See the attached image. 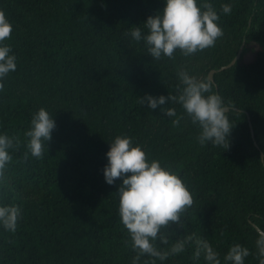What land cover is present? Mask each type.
Wrapping results in <instances>:
<instances>
[{
	"label": "trees",
	"instance_id": "obj_1",
	"mask_svg": "<svg viewBox=\"0 0 264 264\" xmlns=\"http://www.w3.org/2000/svg\"><path fill=\"white\" fill-rule=\"evenodd\" d=\"M209 2L218 11L232 5L220 13L223 35L215 45L156 60L128 33L143 27L163 0H0L17 56L0 91V131L19 140L0 195L22 209L14 233L0 229V264H131L134 252L118 215L121 181L106 183L102 171L116 135L132 136L193 191L183 225L167 229L169 244L185 234L203 236L225 264L224 254L239 243L249 249L245 264H259L261 232L254 224L264 230V0ZM244 41L236 63L214 73L213 91L230 102L235 123L227 149L201 145L199 128L179 104L165 102L176 107L178 125L162 106L140 104L145 93L176 94L182 67L208 78ZM42 106L56 127L42 158L25 159V132ZM194 247L157 264H206L203 254L194 257Z\"/></svg>",
	"mask_w": 264,
	"mask_h": 264
},
{
	"label": "clouds",
	"instance_id": "obj_2",
	"mask_svg": "<svg viewBox=\"0 0 264 264\" xmlns=\"http://www.w3.org/2000/svg\"><path fill=\"white\" fill-rule=\"evenodd\" d=\"M231 3H223L219 11L209 0H163V7L150 14L132 27L128 35L142 43L152 59L172 58L179 52L185 56L215 45L223 35L220 13H230ZM12 22L5 11L0 9V91L6 78L17 68V56L8 43L12 33ZM146 30V31H145ZM179 83L176 94L167 96L145 93L140 104L147 103L149 109L158 105L173 124H179L181 116L175 106L179 104L183 115L199 128L196 139L201 145L211 143L227 149L230 134L235 125L228 112L230 102H225L219 91H213L214 81L198 78L186 68L178 73ZM56 127L54 114L45 107L32 113L30 127L25 136L27 151L25 159L42 158L45 146ZM19 143L17 137L0 131V187L6 183V170L12 161V151ZM105 155L107 163L102 171L105 182L116 183L120 179L118 194V215L120 223L127 230L130 247L134 252L131 264H157L170 256L184 252L186 246L194 244L193 255L203 254L206 264H222L219 253L208 239L194 234H185L169 244L168 227L175 222L183 225V213L193 204V191L178 170L151 157L143 144L135 142L129 135H116L110 142ZM48 148V147H47ZM264 161V158L260 159ZM22 217L17 203L5 202L0 195V229L14 233ZM259 264H264V233L257 239ZM168 245V246H163ZM249 249L239 243L231 245L224 254L225 264H245Z\"/></svg>",
	"mask_w": 264,
	"mask_h": 264
},
{
	"label": "water",
	"instance_id": "obj_3",
	"mask_svg": "<svg viewBox=\"0 0 264 264\" xmlns=\"http://www.w3.org/2000/svg\"><path fill=\"white\" fill-rule=\"evenodd\" d=\"M244 47H245V41H244V42L242 43V45L240 46V48H239V50H238L236 56H235V57H234L229 63H227V64L221 66V67L218 68V69H212V70L210 71L208 77H210V78L215 82V79H214V73H215L217 70L225 69V68H228V67L232 66L233 64H235L236 61L241 57L242 52H243V50H244ZM234 108H235V109H238L237 107H234ZM248 117H249V121H250V125H251L252 135H253V137H255V136H254V128H253V126H252V121H251L249 115H248ZM256 145L258 146V143H257V142H256ZM262 158H264V152H262ZM254 225L256 226V228H257L261 233H264V230H263L262 228H260L257 224H254Z\"/></svg>",
	"mask_w": 264,
	"mask_h": 264
},
{
	"label": "rangeland",
	"instance_id": "obj_4",
	"mask_svg": "<svg viewBox=\"0 0 264 264\" xmlns=\"http://www.w3.org/2000/svg\"><path fill=\"white\" fill-rule=\"evenodd\" d=\"M251 57H252V52H251V50H248L246 58L250 59Z\"/></svg>",
	"mask_w": 264,
	"mask_h": 264
}]
</instances>
